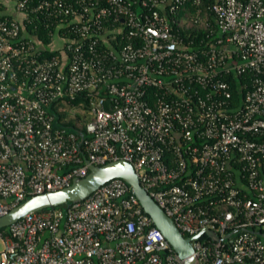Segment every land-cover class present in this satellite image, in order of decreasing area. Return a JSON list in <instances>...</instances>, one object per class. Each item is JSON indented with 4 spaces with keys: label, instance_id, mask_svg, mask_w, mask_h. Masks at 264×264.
<instances>
[{
    "label": "built area",
    "instance_id": "2783aa9c",
    "mask_svg": "<svg viewBox=\"0 0 264 264\" xmlns=\"http://www.w3.org/2000/svg\"><path fill=\"white\" fill-rule=\"evenodd\" d=\"M116 160L196 264H264V0H0V218ZM0 246V264H183L122 179Z\"/></svg>",
    "mask_w": 264,
    "mask_h": 264
},
{
    "label": "water",
    "instance_id": "95a60500",
    "mask_svg": "<svg viewBox=\"0 0 264 264\" xmlns=\"http://www.w3.org/2000/svg\"><path fill=\"white\" fill-rule=\"evenodd\" d=\"M78 135L81 144L83 133L78 132ZM85 163L88 164L87 161ZM113 179H122L130 187L144 213L148 215L153 226L162 233L183 264H196L192 255L190 239L181 235L171 218L141 187L131 164L124 160L108 162L102 166L88 164V174L83 178L73 179L68 187L55 192L31 196L13 207L0 218V228L6 227L31 213L79 203Z\"/></svg>",
    "mask_w": 264,
    "mask_h": 264
},
{
    "label": "trees",
    "instance_id": "16d2710c",
    "mask_svg": "<svg viewBox=\"0 0 264 264\" xmlns=\"http://www.w3.org/2000/svg\"><path fill=\"white\" fill-rule=\"evenodd\" d=\"M36 37L38 38V39H40L41 40V42L43 43V44H45V45H48L50 42H51V37L48 35V33L46 32V31H44L43 29H38L37 31H36ZM49 54L50 53H47V52H45V55L46 56H49ZM236 81H234L233 82V85H235L236 83H235ZM239 83H240V81H239ZM80 103V101H79V99H76L74 102H72V104L73 105H78ZM59 105L58 106H53L52 108H51V114L54 116V123H53V125L55 126V127H58L59 126V124H61L62 123V118L64 117V115L62 114V113H60L59 112ZM70 126H71V128H73L72 127V125L70 124ZM69 126V127H70ZM80 131H82V132H84V130L82 129V128H78ZM67 206H65V205H63V206H60V207H56L57 209H63V208H66ZM48 209H44V210H41V211H47Z\"/></svg>",
    "mask_w": 264,
    "mask_h": 264
},
{
    "label": "rangeland",
    "instance_id": "374dc122",
    "mask_svg": "<svg viewBox=\"0 0 264 264\" xmlns=\"http://www.w3.org/2000/svg\"><path fill=\"white\" fill-rule=\"evenodd\" d=\"M57 39L56 38H54V40H53V47H55L56 45H57ZM0 249H1V246H0Z\"/></svg>",
    "mask_w": 264,
    "mask_h": 264
}]
</instances>
